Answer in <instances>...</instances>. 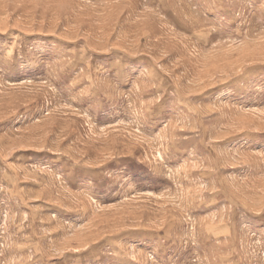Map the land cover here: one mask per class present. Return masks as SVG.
<instances>
[{
  "label": "rangeland",
  "instance_id": "rangeland-1",
  "mask_svg": "<svg viewBox=\"0 0 264 264\" xmlns=\"http://www.w3.org/2000/svg\"><path fill=\"white\" fill-rule=\"evenodd\" d=\"M0 264H264V0H0Z\"/></svg>",
  "mask_w": 264,
  "mask_h": 264
}]
</instances>
